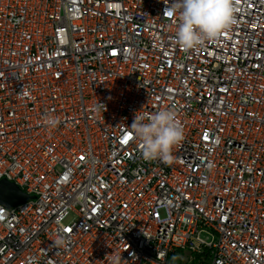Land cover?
Segmentation results:
<instances>
[{
    "label": "built area",
    "instance_id": "built-area-1",
    "mask_svg": "<svg viewBox=\"0 0 264 264\" xmlns=\"http://www.w3.org/2000/svg\"><path fill=\"white\" fill-rule=\"evenodd\" d=\"M171 3L0 0V179L31 195L0 264H264V0L188 51ZM165 108L183 138L146 161L128 126Z\"/></svg>",
    "mask_w": 264,
    "mask_h": 264
},
{
    "label": "clouds",
    "instance_id": "clouds-1",
    "mask_svg": "<svg viewBox=\"0 0 264 264\" xmlns=\"http://www.w3.org/2000/svg\"><path fill=\"white\" fill-rule=\"evenodd\" d=\"M170 15L179 14L176 43L184 51L195 49L205 42L216 40L234 22L233 0H172ZM46 127H55L58 120L45 116ZM147 121V122H145ZM131 134L139 144L141 156L146 161L171 160V151L183 138V129L177 122L175 110L165 108L151 116H134ZM64 238L56 240V246L64 245ZM120 256L109 264H120Z\"/></svg>",
    "mask_w": 264,
    "mask_h": 264
},
{
    "label": "water",
    "instance_id": "water-1",
    "mask_svg": "<svg viewBox=\"0 0 264 264\" xmlns=\"http://www.w3.org/2000/svg\"><path fill=\"white\" fill-rule=\"evenodd\" d=\"M2 191H6L9 194V197L6 199L2 196ZM31 195L26 194L23 190H21L17 185L13 182L0 179V202L5 204L6 206H13L18 203H21Z\"/></svg>",
    "mask_w": 264,
    "mask_h": 264
},
{
    "label": "snow or ice",
    "instance_id": "snow-or-ice-1",
    "mask_svg": "<svg viewBox=\"0 0 264 264\" xmlns=\"http://www.w3.org/2000/svg\"><path fill=\"white\" fill-rule=\"evenodd\" d=\"M168 15H170V14H168ZM129 139H130V135L126 136L122 142L127 143L129 141Z\"/></svg>",
    "mask_w": 264,
    "mask_h": 264
}]
</instances>
